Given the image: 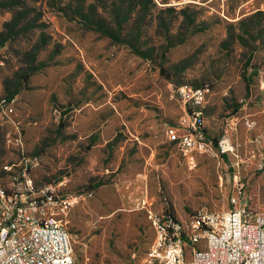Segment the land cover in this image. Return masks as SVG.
Wrapping results in <instances>:
<instances>
[{
	"label": "rangeland",
	"instance_id": "1",
	"mask_svg": "<svg viewBox=\"0 0 264 264\" xmlns=\"http://www.w3.org/2000/svg\"><path fill=\"white\" fill-rule=\"evenodd\" d=\"M140 1L0 0V185L77 199L75 264H142L149 210L185 223L240 189L264 216V0ZM196 112L212 149L184 153L168 133Z\"/></svg>",
	"mask_w": 264,
	"mask_h": 264
},
{
	"label": "built area",
	"instance_id": "2",
	"mask_svg": "<svg viewBox=\"0 0 264 264\" xmlns=\"http://www.w3.org/2000/svg\"><path fill=\"white\" fill-rule=\"evenodd\" d=\"M187 91L200 106L202 91ZM194 115L188 129L168 133L184 153L212 149L198 125L200 112ZM217 149L221 156L233 150L225 137ZM240 194L238 189L230 198L227 211L201 208L185 223L149 210L153 240L142 264H264V216L251 213ZM76 200L54 195L50 188L33 191L29 181L15 191L0 185V264H75L64 217Z\"/></svg>",
	"mask_w": 264,
	"mask_h": 264
},
{
	"label": "trees",
	"instance_id": "3",
	"mask_svg": "<svg viewBox=\"0 0 264 264\" xmlns=\"http://www.w3.org/2000/svg\"><path fill=\"white\" fill-rule=\"evenodd\" d=\"M140 2L143 3V2H149V1H148V0H141ZM100 30H101L104 34H106L107 36H109L111 39H113V40H115V41L118 42V40H119L118 37H116V36L114 35V33L110 31V29H105V28L101 27ZM131 49H132L133 52H134L137 56H139L140 58H142V59H147V57L144 55V53L140 52L139 50H137V49L134 48V47H131ZM163 70H164V69H163ZM163 70L161 69V72H162V73L164 72ZM163 74H164V73H163ZM165 76H166V78H168V75H165ZM25 81H26V79H25ZM249 87H250V83L248 84V81H246V89L248 90ZM16 94H17V91H13V92H11V93H7V99H6V100H7L8 102L11 101V100L14 98V96H16ZM188 112L191 113L190 110H188ZM192 114H193V113H192ZM214 143H215V141H214ZM221 157L224 158L225 156H221ZM163 215H165V216H169L171 219L176 220L175 217H174V215H173V213H172V211H171L170 209H168V208L164 210Z\"/></svg>",
	"mask_w": 264,
	"mask_h": 264
}]
</instances>
